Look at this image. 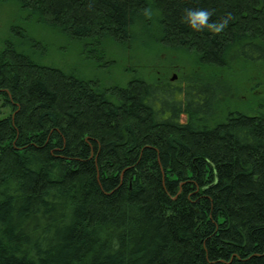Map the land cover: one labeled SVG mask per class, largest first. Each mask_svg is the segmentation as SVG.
Masks as SVG:
<instances>
[{"label":"trees","instance_id":"16d2710c","mask_svg":"<svg viewBox=\"0 0 264 264\" xmlns=\"http://www.w3.org/2000/svg\"><path fill=\"white\" fill-rule=\"evenodd\" d=\"M3 5L27 26L0 21V264H264V102L225 85L264 60V0ZM201 8L232 19L197 31ZM41 29L93 68L144 40L188 74L108 83L45 60Z\"/></svg>","mask_w":264,"mask_h":264},{"label":"rangeland","instance_id":"374dc122","mask_svg":"<svg viewBox=\"0 0 264 264\" xmlns=\"http://www.w3.org/2000/svg\"><path fill=\"white\" fill-rule=\"evenodd\" d=\"M24 14L20 13L18 9L13 5L0 6V21L5 24L19 23L27 26V20L23 19ZM1 32L4 28H0ZM38 38L44 40L47 45H58V51L55 53L54 47L49 49V56L47 61L55 62L59 66L67 68H73L79 70L80 68H86L87 73L100 79H104L108 83H125L132 76L146 77L148 69L151 70L157 68L160 72L157 74H165L167 78L172 80L173 83L183 82V79L188 74V67H183L182 64H175L174 68L171 67L175 61L174 57L167 59L164 62L158 61L156 54L153 50L144 45L143 43H135L132 45V49H120L115 52V57L118 59V64L109 69H97L93 64H87L79 57V51L77 53H67L70 46V41L62 39L56 36L50 30L41 29L34 33ZM181 57V55H177ZM166 54H161V60H165ZM127 66H131L134 70L132 73L125 74L123 69ZM171 67V69H170ZM230 80L225 83L228 86L229 91L238 87L239 92L234 98L235 102L232 104L240 108H249L257 106V102H264V60L258 64H251L250 62H230ZM151 74V71L149 72ZM225 82V79H223ZM239 103V104H238ZM251 108V109H252ZM248 110V109H246Z\"/></svg>","mask_w":264,"mask_h":264},{"label":"clouds","instance_id":"9594fccd","mask_svg":"<svg viewBox=\"0 0 264 264\" xmlns=\"http://www.w3.org/2000/svg\"><path fill=\"white\" fill-rule=\"evenodd\" d=\"M144 15L150 17L152 15L151 8H147L144 11ZM213 15V12L208 9H185V17L190 26L197 31H202L205 27L212 30L215 33H219L225 29L232 19L231 13L227 17L222 19L219 22H210V17Z\"/></svg>","mask_w":264,"mask_h":264}]
</instances>
